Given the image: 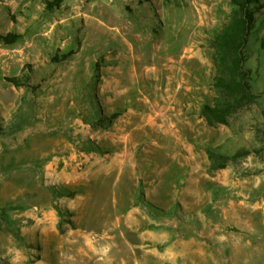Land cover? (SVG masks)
Here are the masks:
<instances>
[{"label":"rangeland","instance_id":"1","mask_svg":"<svg viewBox=\"0 0 264 264\" xmlns=\"http://www.w3.org/2000/svg\"><path fill=\"white\" fill-rule=\"evenodd\" d=\"M47 1L0 0V32L22 35L0 44V264H75L85 241L108 243L119 264H264V13L245 47L249 101L213 86L212 39L233 15L231 0ZM172 59L184 61L202 104L198 116L189 110V148L170 173L181 181L161 201L146 178L126 173L139 207L115 221L106 194L124 150L103 143L106 128L148 124ZM24 74L36 89L5 79ZM238 98L226 123L201 114L205 103ZM126 150L133 164L143 148ZM64 189L73 193L54 192Z\"/></svg>","mask_w":264,"mask_h":264},{"label":"crops","instance_id":"2","mask_svg":"<svg viewBox=\"0 0 264 264\" xmlns=\"http://www.w3.org/2000/svg\"><path fill=\"white\" fill-rule=\"evenodd\" d=\"M166 65V70L169 72L168 93L160 102L152 104V107L155 108L154 105L158 107L157 109L155 108V115L150 114L148 116V124L133 127L117 124L106 128L107 130L109 129L108 132L111 135L105 137L103 143L117 150H124L123 152H117V158L114 160L115 165H117L116 181L112 185L113 188L108 189L110 192L106 194L112 201L110 208L114 213L115 221H118L120 217L126 214L135 212L136 208L139 207L134 204L133 199L136 196V182L134 181L132 186L127 181L126 173L134 172L139 175L135 177L146 178L148 187L151 188L150 190L156 189L155 194L161 198L159 199L161 201L162 198L167 201L169 197H173L176 181H181L180 173H178L180 175L177 177H174V175L170 176V173L176 164L178 165V171L181 170L183 156L181 150L189 148L188 142L184 140L186 137L183 134L184 130H186L185 128L191 123L188 114L189 110L192 108V110L197 112L196 116L200 115V102L196 95L199 87L198 85H192L191 81L184 78V74H189L184 61H174L172 59ZM177 68L182 75L181 78L176 77L174 70ZM158 109L160 110L159 112L157 111ZM201 121L203 123L204 118H201ZM132 145L135 147L142 146L143 148L139 154L136 152L132 153L133 164L130 163V156L126 150L131 148ZM143 163L148 164V167L144 170L142 168ZM148 168L149 171L147 170ZM128 169H132V171ZM147 173L148 176L146 175ZM147 196H150V192ZM85 244H88V246L86 250L81 252V258L79 260L78 258L77 260L73 258L75 264H119L117 262L122 260L121 257L116 261L114 255L109 253L108 243H105L106 245L103 244L101 247L92 241L89 243L85 241ZM135 264H140V262L135 259Z\"/></svg>","mask_w":264,"mask_h":264},{"label":"trees","instance_id":"3","mask_svg":"<svg viewBox=\"0 0 264 264\" xmlns=\"http://www.w3.org/2000/svg\"><path fill=\"white\" fill-rule=\"evenodd\" d=\"M64 0H49L47 1V7L54 9L59 7ZM92 1V0H86ZM231 4L234 7L233 15L231 19L226 23L223 32L217 34L212 39L213 62L219 71L213 81V86L218 90H224L229 94L239 95L244 92L243 98L247 97L249 101L253 100V93L251 92L250 84L248 81L249 71L245 69V47L248 42L249 36L253 31L258 21V15L264 13V0H231ZM22 35L16 31H9L6 33L0 32V44L12 45L16 43ZM70 53L63 56H54L53 61L61 62L68 57ZM8 82L17 87H31L36 89V86L30 84V75L24 74L23 76H11L5 78ZM246 99V98H245ZM243 101L242 98H238L236 103L229 104L225 107H218L205 103L202 106L201 114L205 117L208 124L214 123H226L227 116L235 107L239 106ZM112 118L120 115L119 112L112 114ZM212 153L210 154V156ZM212 159V157H210ZM218 161V159H216ZM215 161V165L218 168H222L223 165ZM64 192L54 191L57 195H71L73 191L64 189ZM143 202L150 207L154 212L161 213V215L167 212L148 200L142 197ZM182 221H185L181 218Z\"/></svg>","mask_w":264,"mask_h":264}]
</instances>
